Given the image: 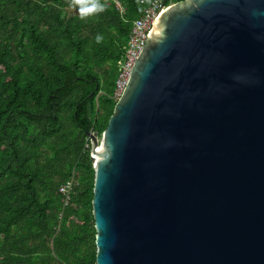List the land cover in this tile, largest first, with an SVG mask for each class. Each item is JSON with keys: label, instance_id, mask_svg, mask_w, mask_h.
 <instances>
[{"label": "water", "instance_id": "95a60500", "mask_svg": "<svg viewBox=\"0 0 264 264\" xmlns=\"http://www.w3.org/2000/svg\"><path fill=\"white\" fill-rule=\"evenodd\" d=\"M95 264H264V0H180L100 136Z\"/></svg>", "mask_w": 264, "mask_h": 264}, {"label": "trees", "instance_id": "16d2710c", "mask_svg": "<svg viewBox=\"0 0 264 264\" xmlns=\"http://www.w3.org/2000/svg\"><path fill=\"white\" fill-rule=\"evenodd\" d=\"M141 1L0 0V264H95L88 133Z\"/></svg>", "mask_w": 264, "mask_h": 264}, {"label": "built area", "instance_id": "2783aa9c", "mask_svg": "<svg viewBox=\"0 0 264 264\" xmlns=\"http://www.w3.org/2000/svg\"><path fill=\"white\" fill-rule=\"evenodd\" d=\"M180 0H146L142 15L132 22L128 35L126 48L116 61L118 75L115 82L114 97L117 99L121 94L131 71V68L141 52L150 34L153 24L161 13L170 5ZM70 183L64 184L59 188L63 196L64 203L69 200Z\"/></svg>", "mask_w": 264, "mask_h": 264}, {"label": "clouds", "instance_id": "9594fccd", "mask_svg": "<svg viewBox=\"0 0 264 264\" xmlns=\"http://www.w3.org/2000/svg\"><path fill=\"white\" fill-rule=\"evenodd\" d=\"M98 10H99V11H103V6H102V5L99 6V7H98ZM95 39H96V42H97V43H100L101 40H102V36L97 35V36L95 37Z\"/></svg>", "mask_w": 264, "mask_h": 264}]
</instances>
